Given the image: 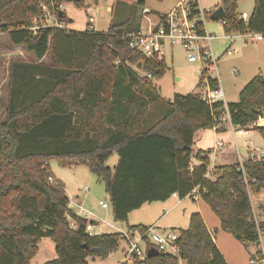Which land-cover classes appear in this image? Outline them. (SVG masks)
Wrapping results in <instances>:
<instances>
[{"label":"trees","instance_id":"16d2710c","mask_svg":"<svg viewBox=\"0 0 264 264\" xmlns=\"http://www.w3.org/2000/svg\"><path fill=\"white\" fill-rule=\"evenodd\" d=\"M51 2L85 5L84 0H0V32L12 44L23 45L39 61L52 39L51 63L10 62L7 101L0 99V264H30L42 237L55 249V257L43 264H88V257L104 259L118 248V233H88V221L69 207L66 185L51 171L53 159L84 164L99 176L115 221L127 222L144 203L173 194L184 198L196 188L223 230L240 242L258 243L264 218L255 219L251 193L264 190V157L215 166L217 175L209 179L210 150L193 152L192 146L197 131L221 130L216 124L225 113L241 128L264 117V76H253L238 101L225 107L222 101L208 104L199 93L163 100L153 79L165 74V60L147 57L123 40L140 25L125 20L101 33L56 26L33 33L32 17L43 13L42 5L51 9ZM139 5L145 8L144 1ZM218 6L224 9L225 34L264 35V0H254L246 21L237 18V0ZM58 20H67L64 11ZM137 64L145 75L131 67ZM210 86L217 82L210 80ZM114 152L118 159L110 167L106 161ZM192 156L201 163L191 166ZM147 227L129 226L142 232ZM176 243L186 264H227L198 211L189 215ZM146 246L152 247L148 241ZM134 261L176 264L177 258L159 253Z\"/></svg>","mask_w":264,"mask_h":264},{"label":"rangeland","instance_id":"374dc122","mask_svg":"<svg viewBox=\"0 0 264 264\" xmlns=\"http://www.w3.org/2000/svg\"><path fill=\"white\" fill-rule=\"evenodd\" d=\"M139 1L141 0H97V2L93 0H84V7H77L72 2L63 3L61 7H58V12H65L67 20L62 23L63 27L67 29L78 31L91 29L101 33L106 32L112 22L129 20L130 26H144L146 22L145 15L143 17L144 13L142 12V6L139 5ZM142 1H144L143 7L147 8L151 11L150 13L153 14L170 11L174 7L173 5L179 0ZM198 1L202 12L208 9L214 10L221 2L220 0ZM253 3L254 0H237L236 14L238 15L243 11L249 14L253 8ZM54 8L55 6L48 9L54 10ZM53 15L48 17V24H53L56 19L57 16L53 17ZM31 21L30 30L39 23L38 21L35 22L34 17H32ZM57 21H59L58 18ZM204 26L207 32L215 36L211 42V46L214 56L218 58V73L214 75L219 79V84L224 92V101L225 103L237 102L239 91L253 76L258 74L264 76V67H261L264 57L262 53L264 38L262 41H257L255 40L254 34L249 32L245 34L240 33L241 35L239 36L234 35V37L228 38L219 20L210 19L209 15H206L204 18ZM33 33H36V31ZM51 43L52 39L49 41V49L45 54V60H43L50 63ZM259 45L260 47H258ZM230 48H233L234 51L231 55H228L226 51ZM14 60L38 62V60L35 61L33 52L29 51L23 45L12 44L7 33L0 32V99H2L4 103H6L8 95L9 65L10 62ZM165 62V74L160 79H153V85L163 100H171L175 94H196L203 88L200 65L197 62L188 61L186 53L181 46L174 45L171 51L167 47L165 49ZM131 67L139 75L143 74V72L135 66L131 65ZM207 143L208 142L204 144ZM248 158L254 159V156ZM117 159L118 155L114 152L109 156L106 164L113 167ZM247 159L239 163L242 164ZM67 163L71 164L63 165L61 161L56 159L49 161L51 171L58 179H61L65 183L67 194L77 203L83 198L85 193L89 194L93 201L96 200L97 206L101 209L99 211V216L110 221H115L110 206L104 210L98 205V200L108 201L109 199L108 194L104 190V184L99 176L91 173L84 164L78 162L74 163L73 161H67ZM209 173L211 174V172ZM84 187L88 188L87 192L83 190ZM76 195L79 197H76ZM186 197L183 203L175 206H173L174 200L170 197L167 202L153 201L144 203L142 206L129 213L127 222H118V226L124 229L138 224H145L148 226L154 220L158 219L157 224L159 226H165V231L179 232L181 229L188 227L189 214L193 211L200 212L197 210V208H199L215 237V241L226 258L230 261H234V264H251V259L254 260L253 264H263L261 258L264 257V231H262L259 236V239H262V241L258 243L261 246V248H258L260 254L258 255V253H256L251 255L249 247L251 249L255 248V246L252 245L253 243L240 242L230 233L223 230L220 226L219 218L202 199L198 198L194 200L191 196ZM251 203L255 219H263L264 190L258 193H251ZM73 207V210L77 209V207ZM69 222L71 226H76V223L70 218ZM216 228L219 232L215 234ZM98 229L99 228L96 230ZM101 229L104 232H113V230L107 226L101 227ZM124 245V241L120 239L118 251L113 253L106 261L98 262L97 264H137L134 260L126 262L125 259L123 263H120L122 259L121 247ZM54 257V242L49 237H42L38 243L36 254L30 260V264H43ZM88 264L95 263L88 261Z\"/></svg>","mask_w":264,"mask_h":264},{"label":"built area","instance_id":"2783aa9c","mask_svg":"<svg viewBox=\"0 0 264 264\" xmlns=\"http://www.w3.org/2000/svg\"><path fill=\"white\" fill-rule=\"evenodd\" d=\"M196 4V5H194ZM54 10H49L46 6L42 5L43 13L39 16L34 17L35 22H39L31 29L33 32L46 26L63 27V23L57 21L56 9L61 7L59 4L56 7V3L51 2V7ZM213 9H208L205 12L201 11L198 0H179L176 5L166 13L152 14L147 8L142 10L143 17L145 15L144 26H139L135 31H127L123 34V40L127 41L130 48L139 51L147 57L155 58L157 60H165V49L168 47L170 51L174 45H179L183 48L186 53L188 61L197 62L201 67V82L202 89L198 92L201 99L206 101L208 104L222 101L225 107L224 92L219 84V79L214 75L218 73V58L214 56L211 42L215 38L212 33L206 31L204 26V18ZM54 14V15H53ZM56 17L53 24H48V17ZM249 14L241 12L237 15V18L246 21ZM220 25H224V21L221 19ZM228 38L234 37L237 34H225ZM255 39L264 37L262 34H255ZM234 49L230 48L226 51V54L231 55ZM145 75L144 73L141 75ZM149 77V74H147ZM210 80L217 82L216 88H211ZM229 120V116L225 113L217 121L216 127L224 124ZM215 127V126H214ZM263 156L254 157L260 159ZM192 166V164H191ZM214 168V167H213ZM212 168V169H213ZM211 169V170H212ZM243 171V168H240ZM211 170L207 169L208 172ZM51 181V179H50ZM86 190L87 187H84ZM193 199H198L199 195L195 188L191 195ZM70 208L73 206L77 207L76 213L83 219H86V229L90 234H101L104 233L101 227L107 226L113 230V232L120 235L125 243V260H134V257L142 259L146 256L148 241L150 245L156 248L160 253L170 254L177 258L176 264H183V258L181 256L180 248L178 247L176 240L179 237V232L174 231H160L157 230L153 225L148 226L147 229L142 232L137 228H122L118 226V221H110L104 217L98 216L92 211H89L82 204L77 203L69 197ZM98 205L107 209L110 206L107 200H98ZM99 228L98 230H96ZM254 262V261H252ZM261 262L264 264V257L261 258Z\"/></svg>","mask_w":264,"mask_h":264},{"label":"crops","instance_id":"0c3cea01","mask_svg":"<svg viewBox=\"0 0 264 264\" xmlns=\"http://www.w3.org/2000/svg\"><path fill=\"white\" fill-rule=\"evenodd\" d=\"M220 1H222V0H220ZM175 5H176V3L173 6H175ZM251 11L249 12V14L251 13ZM154 14H156V13H154ZM263 38L264 37H262L260 39H255V40L262 41ZM263 44H264V42H263ZM258 47H260V45ZM262 53L264 55V48H263ZM44 57H45V55H44ZM44 57L42 59H40L38 62H45V61H43V60H45ZM35 61H37L36 56H35ZM49 63L50 62H45V64H49ZM261 67H264V57L262 60ZM219 127H222V129L218 130L215 127L201 129V130L197 131L194 135V143L192 146L193 152L197 151L198 149L210 150V153L208 155L210 163H209L207 169L211 170L213 167L214 168L211 170V174L208 172V174L206 176L209 179H214L217 175V173L215 171V166L229 165V164H233L235 162H240V161L242 162V160H245L250 156H254V157L255 156L256 157L264 156V130L261 129L262 127H264V117H259L255 122L251 123L250 125H248L246 127H242V128H236V126H233L230 123V121H228V120H226L224 122V124L219 126ZM206 142H208V143L204 144ZM200 163H201L200 160H198L195 156L191 157L192 166L193 165H199ZM83 190L85 192H87L88 188L86 190L83 188ZM66 191H67V188H66ZM77 196L78 195H76V197ZM68 197H70V196L68 195ZM170 198H172L174 200L173 206H175V205L183 203L187 197L179 198L176 194H173ZM91 199H92V197H90L89 194L85 193L83 198L80 201L79 200H77V201H79L78 203L82 204L83 207H85L89 211H92L93 213H95L96 215L99 216L100 215L99 211L101 209L97 206L96 200L93 201V199L92 200ZM194 200H197V199H194ZM167 201H168V199L165 200L164 202H167ZM190 209H192V208H190ZM197 210L200 211V214L202 215V218H203L208 230L211 232L206 220L203 217L201 210L199 208H197ZM190 211H192V210H190ZM157 223H158V219L154 220L148 226L153 225L157 230L165 231V229H166L165 226H159ZM143 225H145V224H143ZM218 232H219V230L216 228L215 234ZM211 234H212V232H211ZM212 237L215 241V237L213 236V234H212ZM259 241H262V239H259ZM259 241H258V243H259ZM215 243H216L219 251L223 255L226 263L227 264H234V261H230L228 258H226V256L223 254V252L221 251V249L218 246L216 241H215ZM258 243L252 244L253 246H255V248H253V249H251L249 247V249H250L249 252L251 255L256 254L257 253L256 250H258V248H261V246ZM118 248H119V246H118ZM118 248L115 249L114 251L110 252L109 255L106 258H104L105 260L98 258V257H88L87 260L92 261L95 264H97L98 262H104L107 259H109L113 255V253L117 252ZM121 252H122V259L120 260V263H123L124 259H125V245L123 247H121ZM183 261H184L183 264H186L185 260H183ZM252 261H254V260L251 259V264H253Z\"/></svg>","mask_w":264,"mask_h":264},{"label":"water","instance_id":"95a60500","mask_svg":"<svg viewBox=\"0 0 264 264\" xmlns=\"http://www.w3.org/2000/svg\"><path fill=\"white\" fill-rule=\"evenodd\" d=\"M58 16L59 17H62L63 16V13L61 11H59L58 12ZM223 16H224V9H223L222 6H218L217 8H215L210 13L209 18L210 19H213V20H219L220 21L223 18ZM69 20H71V19H69ZM137 68L140 69V70L142 69L141 66H140V64H137ZM159 253L160 252L156 248L151 247V248L147 249L146 256L147 257H153V256L158 255Z\"/></svg>","mask_w":264,"mask_h":264}]
</instances>
